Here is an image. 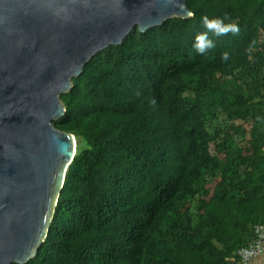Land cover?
<instances>
[{"label":"trees","instance_id":"1","mask_svg":"<svg viewBox=\"0 0 264 264\" xmlns=\"http://www.w3.org/2000/svg\"><path fill=\"white\" fill-rule=\"evenodd\" d=\"M186 1L192 15L136 26L61 93L77 152L45 241L14 264H244L264 222V0ZM204 16L240 31L201 55Z\"/></svg>","mask_w":264,"mask_h":264},{"label":"water","instance_id":"2","mask_svg":"<svg viewBox=\"0 0 264 264\" xmlns=\"http://www.w3.org/2000/svg\"><path fill=\"white\" fill-rule=\"evenodd\" d=\"M174 15L186 0H0V264L45 241L77 138L54 120L61 93L101 49Z\"/></svg>","mask_w":264,"mask_h":264},{"label":"clouds","instance_id":"3","mask_svg":"<svg viewBox=\"0 0 264 264\" xmlns=\"http://www.w3.org/2000/svg\"><path fill=\"white\" fill-rule=\"evenodd\" d=\"M227 17H215L209 18L207 16L202 17L203 27L206 29L203 32L198 33L194 38L193 47L201 55L205 54L209 49L215 48V42L210 38L209 33H212L214 36L219 37L227 35L228 33L238 34L240 29L239 26L235 23H225ZM256 45V41H250L248 45V51H251ZM223 60L228 59V53H224ZM155 100L152 101V104L155 105ZM257 119H260L259 117Z\"/></svg>","mask_w":264,"mask_h":264},{"label":"built area","instance_id":"4","mask_svg":"<svg viewBox=\"0 0 264 264\" xmlns=\"http://www.w3.org/2000/svg\"><path fill=\"white\" fill-rule=\"evenodd\" d=\"M251 241V245L248 244L238 250L244 264H248L253 256L260 255L264 252V223L255 225L254 235L252 236Z\"/></svg>","mask_w":264,"mask_h":264},{"label":"rangeland","instance_id":"5","mask_svg":"<svg viewBox=\"0 0 264 264\" xmlns=\"http://www.w3.org/2000/svg\"><path fill=\"white\" fill-rule=\"evenodd\" d=\"M213 191L215 192V197H216V199H220L222 196H223V194H224V190L222 189V188H214L213 189ZM217 193V194H216ZM260 223H264V222H259V223H256V224H260ZM255 224V225H256ZM251 240H249L248 241V243L247 244H245V245H243V246H246V245H248V244H252V241L250 242ZM243 246H241V247H243ZM240 247V248H241ZM239 248V249H240ZM241 256V255H240ZM242 258V257H241ZM243 261V260H242ZM244 263V262H243ZM248 264H264V252L262 253V254H260V255H256V256H253L251 259H250V261L248 262Z\"/></svg>","mask_w":264,"mask_h":264}]
</instances>
